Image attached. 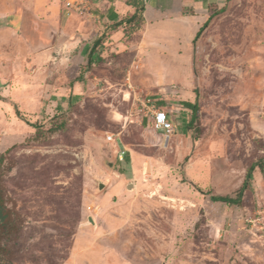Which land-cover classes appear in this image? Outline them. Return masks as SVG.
I'll use <instances>...</instances> for the list:
<instances>
[{
    "label": "rangeland",
    "instance_id": "1",
    "mask_svg": "<svg viewBox=\"0 0 264 264\" xmlns=\"http://www.w3.org/2000/svg\"><path fill=\"white\" fill-rule=\"evenodd\" d=\"M126 1L0 0L1 185L21 221L6 264H264V0L224 3L194 43L193 3L143 0L115 27ZM257 160L240 205L210 199Z\"/></svg>",
    "mask_w": 264,
    "mask_h": 264
},
{
    "label": "trees",
    "instance_id": "2",
    "mask_svg": "<svg viewBox=\"0 0 264 264\" xmlns=\"http://www.w3.org/2000/svg\"><path fill=\"white\" fill-rule=\"evenodd\" d=\"M230 0H225V3L227 4ZM126 4L130 5L134 8V11L131 15H129L127 18L120 19L117 22L113 24V26H118L124 22H132L136 21L138 18H143V13L145 10V5L143 0H127ZM203 7L207 10V18L206 20L199 26L197 31L195 32V35L192 39V43L198 39V37L202 34L204 29H206L215 19L217 16H219L225 9V6L218 7L215 3H208L206 0L203 1ZM157 14H160L161 12H156ZM192 13V12H188ZM161 17H164L160 14ZM107 17L109 20H115L118 17V14L114 11V8L110 6L108 8ZM167 17V16H166ZM99 41H95L94 45L90 49V52L88 54V60L87 64L90 65L92 63V52H94V48L96 44H98ZM193 73L195 74V68L192 67ZM195 93V99L197 98V92ZM181 104L184 107H187L190 109V119L188 121V127L194 123V121L197 119V112H198V104L196 101L190 102L183 100ZM156 130V129H155ZM159 131V130H157ZM125 160L129 161V157L126 154ZM2 160L3 155L0 154V264H6L7 258H5L6 254V243L7 240L12 236L18 233L20 229V217L16 215V212L12 210L10 207L7 206L5 201V195H4V189L1 185V173H2ZM258 167L261 169V161L257 160L256 162H253L249 165V167L246 170L243 182L241 186L239 187L238 191L234 196L230 195H211L210 199L213 201H222L228 205H240L242 202V195L243 191L247 188H250L252 173L254 171V168ZM122 172V171H121Z\"/></svg>",
    "mask_w": 264,
    "mask_h": 264
},
{
    "label": "built area",
    "instance_id": "3",
    "mask_svg": "<svg viewBox=\"0 0 264 264\" xmlns=\"http://www.w3.org/2000/svg\"><path fill=\"white\" fill-rule=\"evenodd\" d=\"M90 0H64V6L69 10H74L79 14L87 13L91 14L90 10ZM142 106L146 107V112L144 115L148 118V121L152 124V127L156 130L162 131L166 136H170L175 131V126L172 119L169 117L168 112L156 105L155 102L149 98L143 99L141 101ZM104 139L113 144L115 147V152L119 160L123 159V155L126 154L125 147L120 149L118 146V136L113 132H106Z\"/></svg>",
    "mask_w": 264,
    "mask_h": 264
},
{
    "label": "crops",
    "instance_id": "4",
    "mask_svg": "<svg viewBox=\"0 0 264 264\" xmlns=\"http://www.w3.org/2000/svg\"><path fill=\"white\" fill-rule=\"evenodd\" d=\"M154 3L155 0H152ZM203 1L204 0H181L180 3H182V5H187L186 3H193L192 5H190L191 7L192 6H195L193 7V11L194 13H184V14H180L181 17H183L184 19H187V23L188 24L187 26L190 27V31H191V34H190V37H189V42L190 43L195 35V32L197 31V29L199 28V26L206 20L207 18V10L203 7ZM206 2L208 3H215L218 7H221L224 3H225V0H206ZM155 4V3H154ZM128 5V4H127ZM198 5V6H197ZM130 8H132L130 5H128ZM154 6V5H152ZM197 6V7H196ZM115 11V10H114ZM108 12V10H107ZM116 12V11H115ZM117 13V12H116ZM107 14V13H106ZM118 14V13H117ZM93 15V14H92ZM94 16H97L98 17V14H94ZM108 19V17H107ZM146 39V37H144ZM152 62V61H150ZM193 98H188L187 100L185 101H190V102H193L192 100ZM182 105V104H181ZM160 106V105H158ZM183 106V105H182ZM161 108H163L162 106H160ZM184 107V106H183ZM186 108L187 110L190 111V109H188L187 107H184ZM165 109V108H164ZM166 111H168V114H169V117L172 119L171 115H170V111L166 109ZM173 121V119H172ZM174 124V122H173ZM175 126V124H174ZM126 155V154H125ZM128 155V154H127Z\"/></svg>",
    "mask_w": 264,
    "mask_h": 264
},
{
    "label": "water",
    "instance_id": "5",
    "mask_svg": "<svg viewBox=\"0 0 264 264\" xmlns=\"http://www.w3.org/2000/svg\"><path fill=\"white\" fill-rule=\"evenodd\" d=\"M130 185H131V184H128V187H129ZM103 186H104V183H103V182H100L99 185H98V188L101 189Z\"/></svg>",
    "mask_w": 264,
    "mask_h": 264
}]
</instances>
